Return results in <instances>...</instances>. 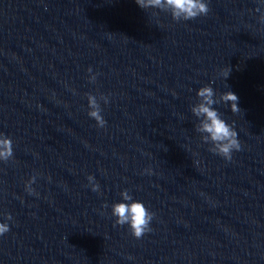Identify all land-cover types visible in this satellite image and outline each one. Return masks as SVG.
I'll list each match as a JSON object with an SVG mask.
<instances>
[{"label": "water", "instance_id": "water-1", "mask_svg": "<svg viewBox=\"0 0 264 264\" xmlns=\"http://www.w3.org/2000/svg\"><path fill=\"white\" fill-rule=\"evenodd\" d=\"M208 5L175 21L135 0H0V132L13 141L0 264H264V0ZM209 83L239 98L240 114L216 106L236 122L231 160L196 132ZM87 93L109 97L102 128ZM125 189L154 213L139 239L111 215Z\"/></svg>", "mask_w": 264, "mask_h": 264}, {"label": "clouds", "instance_id": "clouds-1", "mask_svg": "<svg viewBox=\"0 0 264 264\" xmlns=\"http://www.w3.org/2000/svg\"><path fill=\"white\" fill-rule=\"evenodd\" d=\"M141 9L163 10L170 12L175 21H188L198 16L206 15L209 11L208 0H135ZM229 68V67H228ZM92 73V68L87 69ZM230 74V68L222 71L218 77L223 81ZM92 82L96 80V74L88 77ZM88 112L87 115L93 118L97 127H104L106 120L102 115L100 101L108 104L109 97L100 94L99 97L87 93ZM238 96L231 90L220 91L215 89L211 83L199 87L196 90V101L191 105V113L196 117L198 123L196 132L200 139L209 145V151L215 153L225 160H231L234 151L241 149L236 122H229L224 118V113L217 105L229 108L233 115L241 113L238 105ZM13 157V141L11 137L0 132V162L7 161ZM149 173L151 169H147ZM36 177L32 176L25 182V190L28 194L39 195L32 187ZM88 184L92 191H99L100 185L93 175L87 176ZM121 200L111 205V215L115 218L114 225H127L131 235L137 239L151 230L150 224L154 213L150 211L143 201L136 200L127 189L121 191ZM12 219L10 214H5V219L0 220V236L10 230L9 223Z\"/></svg>", "mask_w": 264, "mask_h": 264}]
</instances>
